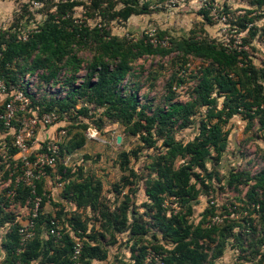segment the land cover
I'll use <instances>...</instances> for the list:
<instances>
[{"label": "trees", "instance_id": "1", "mask_svg": "<svg viewBox=\"0 0 264 264\" xmlns=\"http://www.w3.org/2000/svg\"><path fill=\"white\" fill-rule=\"evenodd\" d=\"M13 1L14 10H23L21 18L27 13V24L31 18L35 19L39 14L41 17L33 21L38 31L27 41L18 37L16 24L15 31H11L13 27L10 26L0 32V77L7 86L22 87L36 115L56 112L62 122L57 130L65 128L67 137L59 143L58 153L54 156L56 173L64 180V187L58 198L49 199L52 210L39 212L35 219V236L19 255L15 254L19 242L16 216L6 210L10 207L8 198H0V230H5L1 241L5 252L3 264L17 258L25 264H73L75 243L71 232L76 233L78 229L82 231L80 237L83 240L81 264L106 261L119 234L128 237L126 245L130 255L126 260L117 258L110 264H141L150 248L163 255V264H212L222 256L227 241H230L229 235L236 236L239 242H246L240 248L235 247L236 238L232 237L238 256L250 252L258 257L252 261L248 259V264H263L264 168L254 175L233 170L228 174L229 186L249 187L246 199H240V206L230 203L234 212L241 213L240 221L230 217L221 224L208 225L209 218L216 212L214 205L205 209L198 221H190L188 217L194 214L193 203L202 189L209 188L211 174L207 163L213 158L220 160L226 153L228 139L223 126L235 114L241 113L248 120L258 118L264 128V65L255 66L246 50L229 49L222 42L199 38L194 33L189 37H170V45L164 47L150 43L146 34L133 40L113 35L106 29L108 21L115 17L126 21L131 15L150 13L149 0H91L86 7L95 10L85 12L86 15L97 13L105 22V26L92 28L85 26L84 22L75 23L70 15L75 6L84 5V0L44 1L41 8L33 11L28 3ZM258 2L264 4V0ZM117 4H120L119 8ZM252 19L243 15L238 17V23L241 26L243 21ZM18 25L21 26L22 21ZM165 35L164 31H156L155 37L161 39ZM79 49L90 51L92 56L84 78L76 84V74L85 61L79 56ZM171 52L178 53L180 67H184L191 57L202 61L191 76L199 77V82L193 87L190 100L174 101L172 83L185 81L177 75L168 82L163 105L153 107L147 101L140 104L138 86L126 93L122 82L136 59ZM62 71L67 73L64 78H60ZM28 73L38 77L32 84L35 88L31 93L27 91L29 83L23 81V76ZM54 84H59V88L52 91ZM214 93L224 97L221 108H217ZM2 97L0 109L9 99L7 95ZM201 107H207V112L200 114L194 139L189 142L176 140L174 131L194 123V116ZM94 115L96 119H93ZM81 117L90 119L97 129H101L105 120L117 122L126 134L139 136L146 148H156L158 139L162 140V150L150 157L146 167L151 171V177L145 183L147 202L143 204L145 211L142 214L136 216L133 211L130 216L128 195L115 211H111L102 196L101 181L92 176L85 177L81 167L75 173L65 164V156L83 147L87 141L85 132L89 123ZM5 140L10 141V136ZM40 144L36 150H45L46 141H40ZM137 156V150L119 154V168L127 173L114 186L116 192L120 193L119 188L125 186L133 192L139 175L129 162ZM178 159L185 161L176 166ZM43 186V181L37 183L38 194L42 193ZM29 197L30 188L21 184L13 202L24 204ZM174 199L179 203L175 213L166 205ZM46 201L44 197L42 204L45 205ZM223 210L226 211L225 206ZM87 211L96 214L95 220ZM52 219L62 227L60 239L47 234ZM255 219L257 224H254ZM236 227L237 235L234 232Z\"/></svg>", "mask_w": 264, "mask_h": 264}, {"label": "rangeland", "instance_id": "2", "mask_svg": "<svg viewBox=\"0 0 264 264\" xmlns=\"http://www.w3.org/2000/svg\"><path fill=\"white\" fill-rule=\"evenodd\" d=\"M149 2L150 13L131 15L126 21H121L115 17L108 21L106 29L113 35L133 40L140 38L151 27L156 28V31L166 32L167 36L172 38L189 37L194 33L199 38L207 37L209 40H216L223 44H233L236 40L241 43V48L246 50L249 59L255 66L264 65V4H259L258 0H149ZM90 3L84 2L83 10H75L74 16L76 19L87 18L90 23L95 21V13L91 16L86 15L93 9L86 7ZM116 6L119 8L120 4ZM224 8H227V10H224ZM247 10H250L251 13H248ZM226 11L228 13H224ZM21 13H23V10L12 11V19L7 25L8 28L10 26L14 28L15 24L18 27L20 21L26 23L27 13H24V18H21ZM243 15L253 19L251 21H243V26H240L238 17ZM226 16L227 20H222ZM40 17L41 14L37 15L35 19L31 18L30 22H35ZM78 54L85 61L81 64L80 70L76 74V84L80 83L84 78L87 72V64L92 56L90 51L85 49H79ZM177 54L171 52L165 55H147L136 59L132 63L131 71L122 82V88L128 93L130 88L138 86L137 96L140 104L147 101L151 106L155 107L164 104L168 82L174 75H177L184 78L185 81L179 84L176 82L172 83L171 90L175 94L174 101L186 102L190 100L192 89L199 82V77L191 76L200 68L202 61L191 57L184 67H180ZM66 75L67 73L62 71L60 78H64ZM37 78L33 79L34 84L37 82ZM174 86L176 87L175 89H173ZM34 88L32 87V90ZM58 88L59 84L51 86L52 91ZM214 96L217 98V108H221L224 97L217 93H214ZM206 112L207 107H201L194 116V123L174 131L175 139L182 142L192 141L198 133L200 114H206ZM93 119H96L95 115ZM83 120L89 123V127L96 128L92 125L90 119L83 118ZM61 123L59 122L47 128L46 131L51 137L56 135L57 125H61ZM223 129L227 132L228 139L226 153L220 160L217 161L213 158L207 163V170L211 174L210 183L208 184L209 188L207 190L202 189L197 201H194V214L188 217L190 221L193 219L198 221L201 218L200 214L212 205L216 207V213H219L223 211V206L230 205V203H235L238 206L242 204L240 199H246L249 187L245 185H239L237 188L234 185L229 186L227 178L232 170L234 172L245 171L249 172L250 175H254L264 168V128L258 118L248 120L241 113L235 114L223 126ZM97 132L96 139H87L83 147L71 154H67L65 156V164L71 167L75 173L79 170L78 167H81L85 177L92 176L95 180L101 181L103 187L102 196L107 201L111 211H115V208L128 195V213L130 216L133 211L136 216L142 214L145 211L143 204L147 202L145 183L151 177V171L146 167L151 161L150 157L162 150L160 146L162 140L158 139L156 148H146L145 143L139 136H130L123 131L119 123H111L106 120L101 129H97ZM40 134V136H43L42 133ZM117 136L121 137L120 142H117ZM131 150H137L138 156L130 159L129 166L139 175V179L135 181L133 192L125 186L119 188L121 192L118 193L114 190V186L119 184L120 177L127 173L122 172L119 168V154L121 152H130ZM184 161L185 159H178L175 165H181ZM56 174L55 169L52 172V180L55 179ZM45 209H47L46 211L52 210L50 203L46 204ZM87 214L95 220L96 214L93 215L88 211ZM232 216L239 221L242 217L240 212H233ZM254 224H257V219L254 220ZM234 232L237 235L238 227L234 229ZM233 236L229 235L230 241H227L222 256L215 259L212 264H248V259L250 261L257 259L258 256L254 257L250 252L239 253L238 256L236 248H233ZM234 237L236 238V236ZM127 238L126 234L117 236V244L113 246V250L109 253L110 259L114 261L117 258L123 259V252L128 250L126 245ZM3 239L4 237L1 240ZM235 241V247L238 248H240V245L244 246L246 244L244 241L239 242L237 238ZM234 252L237 253L234 255ZM227 256H231V260L225 262L224 257L226 259Z\"/></svg>", "mask_w": 264, "mask_h": 264}, {"label": "built area", "instance_id": "3", "mask_svg": "<svg viewBox=\"0 0 264 264\" xmlns=\"http://www.w3.org/2000/svg\"><path fill=\"white\" fill-rule=\"evenodd\" d=\"M44 1L49 0H24L23 3H28L31 11L42 7ZM57 2L59 0H51ZM65 2L66 0H61ZM85 3H90L91 0H84ZM84 5H77L70 14L75 23H83L85 26L92 28L94 26H105V22L101 19L100 15L95 14L94 22L90 23L87 18L76 19L74 16L75 10H83ZM85 10V9H84ZM95 10V9H94ZM227 20L223 17L222 20ZM8 29L0 24V32ZM13 28L11 31H15ZM18 37L22 41H27L29 37L38 31V27L34 22L22 23L17 27ZM149 37L150 43L153 45H160L167 47L170 45V37L165 35L161 39H157L156 28L151 27L144 32ZM234 41L233 44H224L229 49L244 50L241 48V43ZM36 79V74H25L23 81L28 82L27 91L32 92V84ZM176 87L174 86L173 89ZM0 95H7L9 99L5 102L0 109V198H8L10 207L6 208L7 211L13 212L16 216L15 222L18 224L16 231L19 237L18 246L15 254L19 255L23 251L27 242H29L35 236V219L39 212L44 210L43 198H47L45 204H48L49 199L52 197V189L60 192L64 187V180L61 179L59 174H56L55 179L52 180L50 173L54 172L56 166V160L54 156L58 153L59 143L67 137V130L60 128L57 130L56 135L45 133L40 136L41 132H47V128L59 123L58 114L54 111L45 112L41 115H36V110L31 109L30 98L26 95L20 85L7 86L4 80L0 77ZM31 112V113H30ZM18 114H21L20 116ZM16 124H13V123ZM59 126V125H57ZM98 135L97 129L88 127L86 130L87 139H96ZM10 136V141L5 140ZM40 141H46V148L36 150L41 147ZM14 149L13 152L11 150ZM44 182L43 190L41 194L37 193V183ZM23 184L30 188L31 197L24 203L20 204L13 202L17 196L20 185ZM178 201H174L169 205L172 208V212L175 213L178 210ZM226 211H221L212 215L207 224L218 225L225 221V219L234 217L233 207L226 205ZM236 213V212H234ZM238 216V213H237ZM5 230L0 232V246L1 239L5 236ZM47 234L54 236L56 239H60L62 236V227L55 221L51 220ZM82 231L78 229L75 232H71V237L74 240V251L72 254L73 264H81L80 255L83 248V240L80 237ZM4 252V251H3ZM5 257V252L3 253ZM4 259V258H2ZM8 264H25L20 259H14ZM141 264H163V255L156 252L153 249H148Z\"/></svg>", "mask_w": 264, "mask_h": 264}, {"label": "crops", "instance_id": "4", "mask_svg": "<svg viewBox=\"0 0 264 264\" xmlns=\"http://www.w3.org/2000/svg\"><path fill=\"white\" fill-rule=\"evenodd\" d=\"M15 6L13 5L12 1H8L7 0H0V24H2L4 27L7 26L11 19H12V11L14 10ZM3 100V97L0 95V103L1 101ZM42 135H45V133L48 134V132H41ZM41 135V134H40ZM0 137H1V134H0ZM52 192V197H55V198H58V194H60V192H58V190L56 189H52L51 190ZM64 205H68L67 207H71V208H74V206H70L68 203H64ZM46 208V204L44 206V210L46 211L47 209ZM1 232V230H0ZM113 250V247L110 248V251ZM4 250L2 249V246H0V263L3 264V259L4 258V255H3V252ZM236 253L234 252V255ZM130 255V252H129V249L128 250H125L123 252V259H128ZM224 260L225 262L227 261H230L231 260V256H227V258L225 259L224 257ZM115 262L113 259H110V255L108 256V259L106 261H103V262H97V261H94L93 264H110V263H113ZM224 262V261H223ZM223 264V263H221Z\"/></svg>", "mask_w": 264, "mask_h": 264}, {"label": "water", "instance_id": "5", "mask_svg": "<svg viewBox=\"0 0 264 264\" xmlns=\"http://www.w3.org/2000/svg\"><path fill=\"white\" fill-rule=\"evenodd\" d=\"M116 140H117V142H120L121 137L120 136H117Z\"/></svg>", "mask_w": 264, "mask_h": 264}]
</instances>
